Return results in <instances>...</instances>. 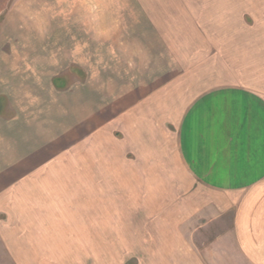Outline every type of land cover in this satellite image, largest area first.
Returning <instances> with one entry per match:
<instances>
[{"label":"rangeland","instance_id":"rangeland-1","mask_svg":"<svg viewBox=\"0 0 264 264\" xmlns=\"http://www.w3.org/2000/svg\"><path fill=\"white\" fill-rule=\"evenodd\" d=\"M223 83L264 95V0H0V264H118L133 243L121 227L177 231L183 190L216 195L180 161L181 110ZM140 120L156 124L142 139ZM21 180L71 210L5 205Z\"/></svg>","mask_w":264,"mask_h":264},{"label":"crops","instance_id":"crops-1","mask_svg":"<svg viewBox=\"0 0 264 264\" xmlns=\"http://www.w3.org/2000/svg\"><path fill=\"white\" fill-rule=\"evenodd\" d=\"M129 120V117L123 118L125 128L126 124H131ZM63 124L70 127L71 120L52 124V128L61 130ZM92 126L97 125L89 126L90 134L103 141L107 126L101 124L94 132ZM133 129L136 132L133 137L142 139L143 130L148 134L150 129H156V124L140 120ZM2 139L11 147L9 139ZM58 141L59 138L56 144ZM8 149L3 147L5 153ZM177 149L187 174L201 183L197 187L208 189L215 197H204L207 199L200 201L193 186L183 190L185 196L183 194L179 201L180 223L175 232L164 228L158 233L142 234L121 227L122 234L118 237L126 235L125 239L131 238L133 243L124 248L125 254L118 264L129 260L128 264H264V95L234 83L203 89L181 110ZM35 153L32 159L48 161L43 151ZM42 166L45 167L43 173L49 174L47 164ZM64 192L69 195L70 190ZM7 193L5 205L20 202L24 203V209L30 208V198L36 201L40 200V195L44 197V192L36 188L26 189L22 180L18 190ZM15 193L20 194L19 201L12 200ZM45 198L50 200L52 208L65 209L58 211L57 218L71 210L67 197L49 195ZM128 198L132 207L138 202L135 196ZM107 203L102 204L106 210L104 217L115 207ZM122 205L130 209L127 204ZM146 207L150 214L154 205ZM120 214L123 216L124 210ZM123 223L124 220H120L117 224L122 226Z\"/></svg>","mask_w":264,"mask_h":264}]
</instances>
